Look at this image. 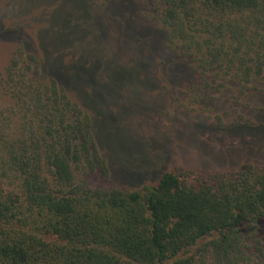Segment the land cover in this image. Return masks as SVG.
Instances as JSON below:
<instances>
[{
  "label": "trees",
  "instance_id": "1",
  "mask_svg": "<svg viewBox=\"0 0 264 264\" xmlns=\"http://www.w3.org/2000/svg\"><path fill=\"white\" fill-rule=\"evenodd\" d=\"M149 5L191 63L193 95L218 80L247 88L264 79V0ZM63 17L48 32L65 43L74 27ZM40 49L22 39L0 71V264H264V165L212 177L171 171L131 191L93 186L111 170L92 114L67 88L75 82L97 103L87 90L103 86L92 82L102 63Z\"/></svg>",
  "mask_w": 264,
  "mask_h": 264
},
{
  "label": "rangeland",
  "instance_id": "2",
  "mask_svg": "<svg viewBox=\"0 0 264 264\" xmlns=\"http://www.w3.org/2000/svg\"><path fill=\"white\" fill-rule=\"evenodd\" d=\"M65 15L74 28L62 43L48 30L56 32ZM0 30L10 31L0 40V71L22 39L40 56L47 46L52 56L66 50L89 67L102 63L92 82L103 86L87 90L97 103L75 82L67 88L92 114L111 170L93 186L131 191L171 171L212 177L264 165V79L247 88L218 80L205 95H193L186 86L194 79L191 63L169 46L149 0H0Z\"/></svg>",
  "mask_w": 264,
  "mask_h": 264
}]
</instances>
